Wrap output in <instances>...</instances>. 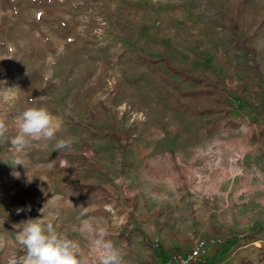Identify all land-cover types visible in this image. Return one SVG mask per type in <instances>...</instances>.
Returning a JSON list of instances; mask_svg holds the SVG:
<instances>
[{"label":"rangeland","instance_id":"374dc122","mask_svg":"<svg viewBox=\"0 0 264 264\" xmlns=\"http://www.w3.org/2000/svg\"><path fill=\"white\" fill-rule=\"evenodd\" d=\"M262 19L264 0H0V264L43 215L86 246L89 203L125 264L197 239V264H264ZM34 106L70 149L12 150Z\"/></svg>","mask_w":264,"mask_h":264},{"label":"clouds","instance_id":"9594fccd","mask_svg":"<svg viewBox=\"0 0 264 264\" xmlns=\"http://www.w3.org/2000/svg\"><path fill=\"white\" fill-rule=\"evenodd\" d=\"M13 124L16 134L10 143L12 150L18 154H24L34 143L55 141L54 151L60 153L64 149H70L76 142L74 137L58 136L62 130V121L45 106L26 108L14 118ZM7 132L8 126L0 120V138H4ZM58 160L62 167L64 161L60 158ZM16 164L25 166L22 160H18ZM34 167L43 165L37 164ZM25 168L28 181L31 182L34 176H30L29 169ZM13 175L17 178L20 176L18 172ZM56 199L58 197L54 196L44 209ZM81 207V217L87 218L81 219L79 226H74L72 231L87 241L86 246L82 245L81 240L69 238L67 233L58 231L59 224L53 223V220H58V216L45 217L44 209L42 219H27L13 224L16 243L25 249L22 264H125L121 249L106 238V229L88 216L93 205L89 203L87 207ZM23 211V208L17 209V214ZM27 211H31L30 206Z\"/></svg>","mask_w":264,"mask_h":264},{"label":"built area","instance_id":"2783aa9c","mask_svg":"<svg viewBox=\"0 0 264 264\" xmlns=\"http://www.w3.org/2000/svg\"><path fill=\"white\" fill-rule=\"evenodd\" d=\"M155 253L162 252L158 247V244H154ZM158 247V248H157ZM205 249V242L201 239L194 241L193 245L185 253L173 252L169 253L166 251V255L154 256L150 259L148 264H197V261L201 258ZM18 262L17 259H13L8 264H15Z\"/></svg>","mask_w":264,"mask_h":264},{"label":"crops","instance_id":"0c3cea01","mask_svg":"<svg viewBox=\"0 0 264 264\" xmlns=\"http://www.w3.org/2000/svg\"><path fill=\"white\" fill-rule=\"evenodd\" d=\"M153 252V254L152 253H150V252H148V257H150V256H152V257H150V259H152L154 256H163V255H166V251L165 250H162V252H157V253H155V251H152ZM151 254V255H150ZM150 255V256H149ZM150 261V260H149ZM149 263V262H148Z\"/></svg>","mask_w":264,"mask_h":264},{"label":"trees","instance_id":"16d2710c","mask_svg":"<svg viewBox=\"0 0 264 264\" xmlns=\"http://www.w3.org/2000/svg\"><path fill=\"white\" fill-rule=\"evenodd\" d=\"M262 21H263V23H264V19H262ZM182 75H185V74L182 73ZM182 75H181V76H182ZM185 77H186V75H185ZM186 78H187V77H186ZM208 91H209V90H206V91H204V92H208ZM198 92H203V90H202V91H198Z\"/></svg>","mask_w":264,"mask_h":264}]
</instances>
